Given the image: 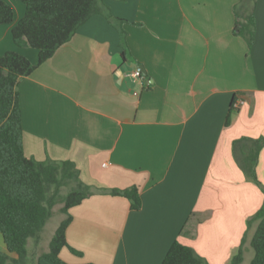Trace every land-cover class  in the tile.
Segmentation results:
<instances>
[{"label": "crops", "instance_id": "1", "mask_svg": "<svg viewBox=\"0 0 264 264\" xmlns=\"http://www.w3.org/2000/svg\"><path fill=\"white\" fill-rule=\"evenodd\" d=\"M3 1L14 19L0 26V56L14 51L35 65L36 51L11 38L24 6ZM238 1L105 0L125 21V58L117 30L94 15L19 80L24 155L73 163L92 191L68 211L66 244L81 255L62 248L64 263L160 264L177 240L207 264H228L245 232L247 250L256 224L248 231L246 222L263 194L231 146L264 141V0L255 1L250 48L232 34ZM135 68L150 84L138 98ZM233 96L244 103L225 127ZM255 170L264 188V144ZM132 186L136 211L107 193ZM188 218L192 229L180 234Z\"/></svg>", "mask_w": 264, "mask_h": 264}, {"label": "trees", "instance_id": "2", "mask_svg": "<svg viewBox=\"0 0 264 264\" xmlns=\"http://www.w3.org/2000/svg\"><path fill=\"white\" fill-rule=\"evenodd\" d=\"M11 1L24 6L22 18L11 28L12 42L17 48L35 50L37 62L33 65L14 51L0 56V238L5 247V252L0 251V264H30L27 244L30 240H39L57 203L62 204L59 211L64 218L51 236L47 251L38 256L35 264H66L59 258L62 248L81 255L66 244L65 231L71 222L68 211L91 196L92 191L79 181L73 163L49 158L36 161L24 155L17 85L20 79L29 76L37 66L51 58L94 15L103 16L117 30L121 55L125 58L128 51L127 33L122 28L125 21L112 15L105 0ZM255 1L239 0L233 7L235 22L232 34L242 38L248 48L253 43ZM13 19L12 7L0 0V26L13 24ZM232 112L234 109L230 105L225 127L230 124ZM263 144L262 138L241 137L231 146L237 167L263 194L260 208L246 222L247 230L256 224L250 240L253 251L250 264H264V188L260 186L255 170ZM62 189L67 192L60 198ZM107 193L128 200L131 210L140 209L139 192L135 186ZM191 229V219L188 218L180 234L190 233ZM245 238L246 232L228 264H242ZM160 264L207 263L193 249L175 240Z\"/></svg>", "mask_w": 264, "mask_h": 264}, {"label": "rangeland", "instance_id": "3", "mask_svg": "<svg viewBox=\"0 0 264 264\" xmlns=\"http://www.w3.org/2000/svg\"><path fill=\"white\" fill-rule=\"evenodd\" d=\"M66 192H67L66 189H62L60 192V198L63 197L66 194ZM61 206H62V204L57 203L52 208V215H51L50 219L47 221V223L45 224L44 228L42 229L40 236H39V240L38 241L30 240L29 243L27 244L28 245L27 249H28L30 264H35L38 256L47 251L48 242H49V240L53 234V231L58 226L60 221L64 218V216L59 211ZM248 231H250V230L248 229ZM248 231H247V234H248ZM254 231H255V229H254ZM253 234H254V232H253ZM246 249H245L246 251L243 250V252H244V263H242V264H250V261L253 257V251L250 247V243H249L248 247H246Z\"/></svg>", "mask_w": 264, "mask_h": 264}, {"label": "built area", "instance_id": "4", "mask_svg": "<svg viewBox=\"0 0 264 264\" xmlns=\"http://www.w3.org/2000/svg\"><path fill=\"white\" fill-rule=\"evenodd\" d=\"M129 77L133 81L136 86V89L132 91V96L138 98L140 93L149 89L150 84L145 74L140 69H133L129 73ZM244 100L240 97L236 96L235 99L231 103V107L234 110H237L242 104Z\"/></svg>", "mask_w": 264, "mask_h": 264}, {"label": "water", "instance_id": "5", "mask_svg": "<svg viewBox=\"0 0 264 264\" xmlns=\"http://www.w3.org/2000/svg\"><path fill=\"white\" fill-rule=\"evenodd\" d=\"M141 70V69H140Z\"/></svg>", "mask_w": 264, "mask_h": 264}]
</instances>
